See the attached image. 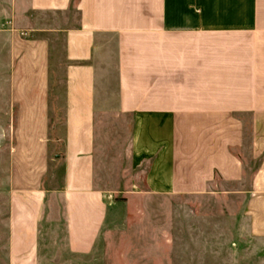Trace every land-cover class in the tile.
I'll return each mask as SVG.
<instances>
[{
	"label": "crops",
	"instance_id": "obj_1",
	"mask_svg": "<svg viewBox=\"0 0 264 264\" xmlns=\"http://www.w3.org/2000/svg\"><path fill=\"white\" fill-rule=\"evenodd\" d=\"M12 24L7 264H85L115 194L218 185L264 256V0H14Z\"/></svg>",
	"mask_w": 264,
	"mask_h": 264
},
{
	"label": "rangeland",
	"instance_id": "obj_2",
	"mask_svg": "<svg viewBox=\"0 0 264 264\" xmlns=\"http://www.w3.org/2000/svg\"><path fill=\"white\" fill-rule=\"evenodd\" d=\"M13 7L14 0H0V264H7L9 167L15 117L10 100ZM60 122L61 116L56 114L51 124L52 139ZM54 149L59 152L58 143ZM102 165L110 174L109 160ZM126 183L122 181V185ZM122 187L134 190L132 186ZM214 190L201 197L111 196L113 205L94 254L79 262L264 264V256L254 251L262 246L248 240L246 222L240 217L242 201L221 195L219 185ZM58 263L76 261L59 256V262L54 264Z\"/></svg>",
	"mask_w": 264,
	"mask_h": 264
}]
</instances>
